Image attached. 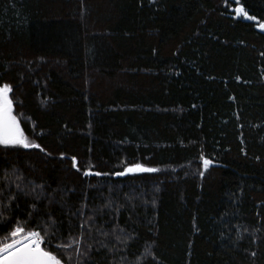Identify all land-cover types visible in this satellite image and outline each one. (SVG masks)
Wrapping results in <instances>:
<instances>
[{"label":"trees","instance_id":"1","mask_svg":"<svg viewBox=\"0 0 264 264\" xmlns=\"http://www.w3.org/2000/svg\"><path fill=\"white\" fill-rule=\"evenodd\" d=\"M240 6L256 20L236 0H0V86L45 149L0 145V243L54 222L62 255L82 210L126 238L94 229L120 251L92 241L88 264H264V0ZM135 163L158 171L111 174Z\"/></svg>","mask_w":264,"mask_h":264},{"label":"snow or ice","instance_id":"2","mask_svg":"<svg viewBox=\"0 0 264 264\" xmlns=\"http://www.w3.org/2000/svg\"><path fill=\"white\" fill-rule=\"evenodd\" d=\"M237 7L234 9V12L237 15L243 14V18L249 21H255L256 17L249 15L246 9L241 5V0H236ZM258 27L260 31L264 32V23H259ZM239 79V77H237ZM11 91V87L5 83L0 86V145L12 146V147H21L24 149H39V151L44 152L45 149L37 143H32L29 141L23 131L20 129L19 124L17 123L16 117L12 115V102L8 98V94ZM201 166L206 170L211 161L204 157H200ZM72 167L77 168L76 159L72 158ZM80 169L77 168V171ZM158 169L144 167L139 163L131 164L124 167L123 171H117L111 173L116 176H124L129 173H154ZM203 176L204 172L199 173ZM84 175H109V173L101 172H92L90 169L85 170ZM39 187V185L37 186ZM18 192H23V189L19 184L16 185ZM27 195L28 193H24ZM7 195V192L0 188V198ZM33 195L38 200L40 198V193H35L33 190ZM15 196H10L9 200H15ZM0 217H3L0 220V228H6L11 224V220L8 218L10 215L9 204L4 203L0 199ZM18 207V204H17ZM35 208V205H33ZM83 217L82 222L79 224V234L72 236L67 242L57 243L56 249L62 250V255H58L57 252L51 247L52 239L56 236L58 231L55 223L53 225H47L41 227L40 224H37L38 230H28L24 226L17 224L13 226L10 231L7 233L4 242L0 243V264H62V259L66 257V264H88L90 253L93 251L92 241H96L100 244L102 248H106L109 253L114 254L117 251H120L116 247V244L108 246L104 244L103 241H97L96 235L94 234V229L96 233L103 235L105 237L111 235L112 238L119 244H124L126 238L123 235L117 234L122 233L123 229L113 228L111 233L103 232L101 229L97 228L93 216L87 214L84 211L75 213ZM34 219V214H29V221ZM51 228V231H49ZM77 229L76 225H70L68 231L69 233L75 232ZM87 238V239H86ZM239 238V237H238ZM43 245V246H42ZM99 251V249H96ZM254 256L255 253H252ZM119 264V262H117Z\"/></svg>","mask_w":264,"mask_h":264},{"label":"rangeland","instance_id":"3","mask_svg":"<svg viewBox=\"0 0 264 264\" xmlns=\"http://www.w3.org/2000/svg\"><path fill=\"white\" fill-rule=\"evenodd\" d=\"M234 16L237 17V18H242L243 20H246L243 18V14L241 13L240 15H237L235 12H234ZM257 29L260 31L259 27L257 26ZM262 32V31H260ZM264 33V32H263ZM9 95V94H8ZM9 98V97H8ZM12 115H13V109H12ZM14 116V115H13ZM18 123V121H17ZM21 129V128H20Z\"/></svg>","mask_w":264,"mask_h":264},{"label":"water","instance_id":"4","mask_svg":"<svg viewBox=\"0 0 264 264\" xmlns=\"http://www.w3.org/2000/svg\"><path fill=\"white\" fill-rule=\"evenodd\" d=\"M84 176H93V175H84Z\"/></svg>","mask_w":264,"mask_h":264}]
</instances>
